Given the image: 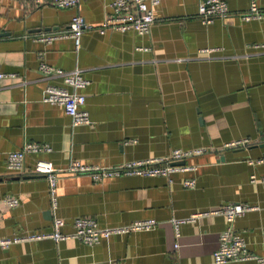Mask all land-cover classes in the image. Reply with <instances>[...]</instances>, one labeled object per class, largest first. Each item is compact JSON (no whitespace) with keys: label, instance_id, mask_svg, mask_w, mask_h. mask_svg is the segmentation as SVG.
<instances>
[{"label":"crops","instance_id":"0c3cea01","mask_svg":"<svg viewBox=\"0 0 264 264\" xmlns=\"http://www.w3.org/2000/svg\"><path fill=\"white\" fill-rule=\"evenodd\" d=\"M110 1L60 8L0 0V238L22 237L0 248V264H217L212 251L227 225L222 215L181 222L177 238L170 219L228 202L251 206L231 226L251 252L264 255V162H248L264 155V0H255L263 14L248 20L237 13L250 0H225L230 14L207 23L196 16L201 0H159L143 34L86 30L78 50L70 36L41 39L67 29L75 13L99 25ZM42 60L82 70L89 124L73 125L61 105L42 100L48 84H63L39 71ZM240 139L247 144L227 145ZM27 142L51 150L28 153L22 172L9 170L7 153ZM197 147L205 151L183 163L194 168L169 177L61 173L55 207L44 174L33 169L38 159L105 167ZM190 177L194 185L183 186ZM7 195L18 204L6 205ZM56 216L64 219L63 233L73 231L76 216L108 227L148 218L156 225L93 245L29 238L50 232Z\"/></svg>","mask_w":264,"mask_h":264},{"label":"built area","instance_id":"2783aa9c","mask_svg":"<svg viewBox=\"0 0 264 264\" xmlns=\"http://www.w3.org/2000/svg\"><path fill=\"white\" fill-rule=\"evenodd\" d=\"M36 5L52 4L56 7L66 8L75 7L81 0H32ZM159 3V0H111L109 3L110 11L106 14L99 25H93L86 21L84 16L79 13L73 14L67 29L41 36L46 42L63 36H70L74 40L75 49L80 48V36L86 30L96 29L100 33L108 30L128 31L133 30L143 34L149 31L150 25L154 20L153 8ZM230 10L225 0H201L197 5L196 16L203 23L210 22L214 18H226ZM263 14L255 0H250L246 9L239 11L237 15L242 20H248L260 17ZM38 69L45 76H59L63 84H48L45 88L43 101L61 105L65 113L71 118L73 125H87L90 123V115L85 108V94L82 90L88 83L82 70L79 67L73 69H62L42 60ZM4 75L0 73V77ZM247 139L235 140L227 145H245ZM51 147L47 144H38L33 142L25 143L21 148L11 150L6 155V167L15 172H22L24 168L25 156L28 153H37L41 151H50ZM205 149L201 147L192 149L174 148L164 156L137 159L123 162L115 166L85 165L78 160L72 159L64 167H57L50 161L38 159L34 164L36 173L44 174L48 183V192L52 207L57 204L58 187L57 181L61 173H89L93 179L100 180L108 176L118 175H143V176H164L174 171L193 169L194 166L186 164H171L173 161L184 160L187 157L200 154ZM249 163L264 162V155L248 160ZM254 180V176H250ZM264 184V175L259 178ZM195 183L193 177L182 180V185L192 187ZM3 202L9 206H16L19 202L15 196H5ZM251 206L243 203L228 202L210 211L193 213L187 218H171L170 222L173 228L175 238L179 236V225L183 221L194 220L197 216L205 213H216L224 217L227 225L218 234V243L212 251V260L214 263H222L227 260H246L253 259L260 264H264V255H258L251 252L243 237L231 226L235 217L241 215ZM64 219L61 217L53 218V227L50 232L32 235L29 238H51L58 242L65 238H76L88 245L96 244L102 237H108L112 234L129 233L137 230H148L156 225L154 219H141L130 221L123 225L101 226L94 217L76 216L73 219V231L63 233L61 227ZM22 237L0 238V248H6L14 241ZM177 243L174 242L173 246Z\"/></svg>","mask_w":264,"mask_h":264},{"label":"water","instance_id":"95a60500","mask_svg":"<svg viewBox=\"0 0 264 264\" xmlns=\"http://www.w3.org/2000/svg\"><path fill=\"white\" fill-rule=\"evenodd\" d=\"M184 160H179V161H173L171 164H183Z\"/></svg>","mask_w":264,"mask_h":264}]
</instances>
